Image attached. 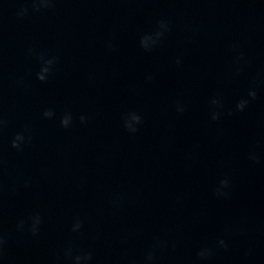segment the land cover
<instances>
[{
    "label": "clouds",
    "instance_id": "1",
    "mask_svg": "<svg viewBox=\"0 0 264 264\" xmlns=\"http://www.w3.org/2000/svg\"><path fill=\"white\" fill-rule=\"evenodd\" d=\"M56 0H31L32 11L39 12L42 9H49L54 6ZM29 13V9L27 7L21 8L17 11V18H23L25 15ZM171 30L170 23L168 21H158L157 28L155 31L146 33L140 38V47L145 51H151L153 48L158 46L162 41L163 37L167 32ZM111 47V45H109ZM237 48L236 45L233 46V50L235 51ZM29 56L35 55L37 56L40 62V70L36 73V79L41 82H47L48 78L52 75L54 66L58 63L59 58L57 56H51L50 58H45V54L38 53L35 49L29 48L28 53ZM237 62L243 59V54L240 53L237 57ZM176 63L179 65L181 63V59L177 58ZM151 80V75L146 77ZM17 84L26 89V85L23 80L17 81ZM256 91L254 89H249L247 93L248 98H241L235 105L237 111H243L250 100H254L256 98ZM210 104L213 106V110L211 112V119L217 120L220 118L221 113L217 110L222 107L219 98H213L210 101ZM177 112L183 113L185 111V107L180 102H177L176 106ZM231 114V113H229ZM42 117L44 119H54L56 117V112L52 108L45 109L42 113ZM87 116L81 115L79 120L82 124L87 122ZM73 123V116L70 112H65L60 117V126L62 128L68 129L71 127ZM142 123V116L137 112H129L125 114L123 117V126L125 130L129 133H136L139 130V125ZM7 126V120L4 119L2 115H0V132H3L4 128ZM33 137L31 133L26 129L25 132L17 133L11 139V147L17 149L18 151H22L24 146L28 143H31ZM250 159L256 160L257 157L255 154H250ZM3 159L0 158V168L3 167ZM230 179L228 177H224L219 180L215 190L214 195L217 198L227 199L230 197V192L228 189L230 188ZM25 186H30V181H25ZM3 190V186L0 185V191ZM123 197L120 194H117L112 199V205L114 207H120L122 203ZM43 223V218L41 215L36 212L33 213L28 221L20 220L16 225L17 232H30L33 236L38 235L40 226ZM83 227V221L79 218L75 219L71 231L73 233H80ZM7 236L0 231V256L4 254L5 247L7 245ZM165 247L164 242L156 241L154 242L146 251L144 256V264H156L157 260V250ZM229 247L228 242L221 238L217 240L214 246H205L202 247L197 253V258L200 261H207L213 255L216 254L217 250H227ZM75 253V254H74ZM63 257L66 261H70L71 264H91L93 261V253L91 251H84L76 249L74 243L70 242L63 249ZM131 264H135L134 261Z\"/></svg>",
    "mask_w": 264,
    "mask_h": 264
}]
</instances>
